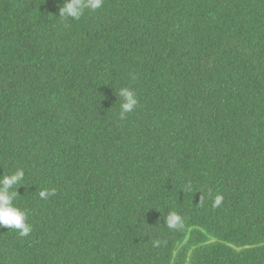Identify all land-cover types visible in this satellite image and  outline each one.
Wrapping results in <instances>:
<instances>
[{"label": "trees", "instance_id": "obj_1", "mask_svg": "<svg viewBox=\"0 0 264 264\" xmlns=\"http://www.w3.org/2000/svg\"><path fill=\"white\" fill-rule=\"evenodd\" d=\"M63 2L0 0V264H264V0Z\"/></svg>", "mask_w": 264, "mask_h": 264}, {"label": "clouds", "instance_id": "obj_2", "mask_svg": "<svg viewBox=\"0 0 264 264\" xmlns=\"http://www.w3.org/2000/svg\"><path fill=\"white\" fill-rule=\"evenodd\" d=\"M103 3L104 0H64L62 6L59 7L58 17L63 21H78L86 12H96L103 6ZM117 95L120 99L119 116L123 120L135 110L138 98L136 93L127 87L119 88ZM24 176L23 169H17L11 174L0 176V228L17 230L21 237L28 236L32 231V226L27 223V212L13 203L18 196L16 186L23 185ZM181 190L190 195L197 192L193 190L190 183ZM51 195H55V189H45L39 193L42 199ZM222 199V196L217 194L213 199V206H219ZM164 225L171 230H181L184 227L183 218L174 211L169 212L164 218ZM155 244L158 246L159 241H156Z\"/></svg>", "mask_w": 264, "mask_h": 264}]
</instances>
